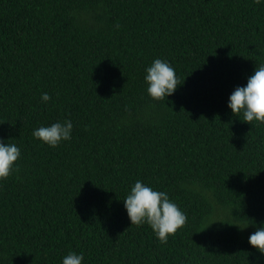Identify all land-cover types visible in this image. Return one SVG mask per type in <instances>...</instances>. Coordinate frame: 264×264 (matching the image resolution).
<instances>
[{
  "label": "trees",
  "instance_id": "obj_1",
  "mask_svg": "<svg viewBox=\"0 0 264 264\" xmlns=\"http://www.w3.org/2000/svg\"><path fill=\"white\" fill-rule=\"evenodd\" d=\"M157 58L181 85L164 101L144 81ZM261 64L264 0H0V138L22 153L0 264H264V124L228 108ZM65 119L70 142L33 137ZM137 180L187 216L166 244L131 224Z\"/></svg>",
  "mask_w": 264,
  "mask_h": 264
},
{
  "label": "clouds",
  "instance_id": "obj_2",
  "mask_svg": "<svg viewBox=\"0 0 264 264\" xmlns=\"http://www.w3.org/2000/svg\"><path fill=\"white\" fill-rule=\"evenodd\" d=\"M144 81L147 94L154 101L167 100L181 86L174 67L167 60L159 58L145 68ZM51 99L48 93L41 94L43 103L47 104ZM228 108L236 117L242 115L246 123L264 124V64L248 77L245 86L235 88L229 97ZM73 127L72 121L65 119L36 128L32 135L43 144L57 148L72 140ZM10 141L5 142L0 138V182L19 171V161L22 159L21 149ZM123 204L131 224L148 225L163 244L182 229L187 221L186 214L166 191L158 190L141 180L130 187ZM248 243L264 256V222L249 235ZM84 260L82 252L70 251L62 258V264H84Z\"/></svg>",
  "mask_w": 264,
  "mask_h": 264
}]
</instances>
